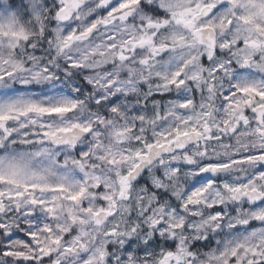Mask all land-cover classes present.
Wrapping results in <instances>:
<instances>
[{
    "label": "clouds",
    "instance_id": "9594fccd",
    "mask_svg": "<svg viewBox=\"0 0 264 264\" xmlns=\"http://www.w3.org/2000/svg\"><path fill=\"white\" fill-rule=\"evenodd\" d=\"M112 2L0 0V75L12 74L16 95L65 109L41 117L59 142L0 146L47 149L46 183L63 186L37 193L55 212L31 209L53 228L40 235L47 264H233V249L264 251V172L244 159L264 144L218 130L240 65L232 50L210 55L174 15L203 0H139L115 13ZM9 18L27 38L11 35ZM15 204L0 216L6 234L27 231ZM252 259L241 251L235 264Z\"/></svg>",
    "mask_w": 264,
    "mask_h": 264
},
{
    "label": "snow or ice",
    "instance_id": "6c2138e0",
    "mask_svg": "<svg viewBox=\"0 0 264 264\" xmlns=\"http://www.w3.org/2000/svg\"><path fill=\"white\" fill-rule=\"evenodd\" d=\"M138 2L139 0H113L108 8L115 13ZM143 7L157 12L148 5ZM234 11L239 13L235 17ZM174 15L178 17V23L191 29L197 43L210 50V55L213 52L219 54V48L223 47L232 50V56L236 57L234 66L240 65L236 73L239 79H236L231 88V94H223L224 104L228 107L226 118L218 130L247 135L264 144V76L260 75L264 73V0H203L195 8L182 9ZM205 17L208 18L207 22L200 23ZM7 26L14 38H27L23 32L14 30L13 19H8ZM218 32L229 33L219 42V46ZM228 63L233 61L229 59ZM11 75H0V146H4L7 152L6 146L9 142L32 147L43 145L46 140L59 142L57 131L41 117L65 109L42 107L28 98L16 95L14 88L9 87ZM177 75L180 76L179 73ZM182 79L181 76V81ZM179 82L173 81V84ZM193 131L196 135L200 134L195 129ZM182 135L188 136L189 132L185 131ZM46 153L47 149H37L35 152L0 154V185L8 184L16 189H0V216L12 217L13 213L7 211V204L15 201L14 210H23L27 221L20 224L21 228L27 229L26 232L17 229L6 234L7 224L4 219H0V264H37L38 260L39 264H47L52 256V250L40 243V235L51 234L53 228L47 222L41 223V212L31 210L34 207L47 213L55 212L51 202L37 198V193L63 191V186L52 188L46 183V174L50 172V163L48 166L44 163ZM244 159L258 164L257 171L264 172V148L246 153ZM25 197H28L27 206L23 204ZM258 218L264 219V213ZM32 221L36 223L33 224ZM60 242L53 237L52 243L58 245ZM27 249H31V253ZM37 251L40 253L39 257L35 254ZM241 251L245 257L251 255L253 258L247 264H264V260H256V257L264 256V251L258 247L243 246L233 249V264Z\"/></svg>",
    "mask_w": 264,
    "mask_h": 264
}]
</instances>
